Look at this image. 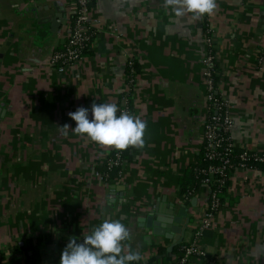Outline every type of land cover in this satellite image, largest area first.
I'll return each mask as SVG.
<instances>
[{
  "label": "crops",
  "instance_id": "0c3cea01",
  "mask_svg": "<svg viewBox=\"0 0 264 264\" xmlns=\"http://www.w3.org/2000/svg\"><path fill=\"white\" fill-rule=\"evenodd\" d=\"M216 3L194 19L164 0H95L90 47L60 74L49 60L68 38L75 0H0V264L23 263L14 247L37 237L50 242L39 246L40 264H59L67 243L104 219L128 228L124 251L141 257L132 264H167L176 260L171 241L154 238L144 220L180 204L190 217L182 243L195 240L207 256L185 264H264V169L231 172L220 210L196 239L209 190L187 195L180 185L201 154L206 39L231 142L264 152V0ZM40 11L62 18L54 33L44 24L38 35ZM93 103H126L147 123L144 147H129L108 180L96 175L114 149L59 130L75 127L68 113L78 107L91 118Z\"/></svg>",
  "mask_w": 264,
  "mask_h": 264
},
{
  "label": "built area",
  "instance_id": "2783aa9c",
  "mask_svg": "<svg viewBox=\"0 0 264 264\" xmlns=\"http://www.w3.org/2000/svg\"><path fill=\"white\" fill-rule=\"evenodd\" d=\"M94 2L95 0H75L76 10L71 19L68 38L63 47L55 51L49 60L50 66L60 74L80 60L90 47L93 32L89 13ZM213 47L212 41L206 39L207 52L202 61L206 117L202 126L201 148V162L205 166H199L196 168V172L197 177H200V186L207 187L209 193L204 219L194 232V239L201 236L202 231L209 226L210 219L220 210L222 191L229 181L231 172L235 168L258 169V166L264 165V152L239 150V153L235 154L236 148L229 137L233 126L229 105L217 92ZM128 66L131 69L133 62H129ZM119 110L127 111L130 114L126 103H123ZM121 152L113 150L112 155L106 160V171L96 175L99 179H110L111 173L114 171L118 175L120 174L123 163ZM191 194L193 192H187V195ZM192 257L207 260L206 252L196 245L195 240L181 243L178 246L176 260L167 264H185ZM208 263L213 264L212 261H208Z\"/></svg>",
  "mask_w": 264,
  "mask_h": 264
},
{
  "label": "clouds",
  "instance_id": "9594fccd",
  "mask_svg": "<svg viewBox=\"0 0 264 264\" xmlns=\"http://www.w3.org/2000/svg\"><path fill=\"white\" fill-rule=\"evenodd\" d=\"M163 6L173 9L177 15L191 14L197 19L213 14L217 3L216 0H164ZM90 112L91 118L85 107L69 112L75 127L59 126L61 134L66 136L71 129L76 135L119 151L144 147L146 121L120 111L115 103H93ZM130 238L128 228L119 220L104 219L82 241L71 239L61 252L59 264H132L141 257L131 248L125 253L124 242Z\"/></svg>",
  "mask_w": 264,
  "mask_h": 264
},
{
  "label": "water",
  "instance_id": "95a60500",
  "mask_svg": "<svg viewBox=\"0 0 264 264\" xmlns=\"http://www.w3.org/2000/svg\"><path fill=\"white\" fill-rule=\"evenodd\" d=\"M37 12H39V10ZM35 18H38L36 24L39 25V30L41 32L38 33V35L40 36L44 35V24H50L49 32L54 33L55 28L58 26V22L62 19L57 16L51 17L46 14V11L35 15ZM1 118L2 116L0 115V119ZM189 222L190 217L188 216V209L180 204L176 212L174 207L163 211H158L157 209L153 210L151 214L149 213L146 216V219L144 220V228L158 240H170V250H172L174 247L179 246L182 243Z\"/></svg>",
  "mask_w": 264,
  "mask_h": 264
},
{
  "label": "trees",
  "instance_id": "16d2710c",
  "mask_svg": "<svg viewBox=\"0 0 264 264\" xmlns=\"http://www.w3.org/2000/svg\"><path fill=\"white\" fill-rule=\"evenodd\" d=\"M130 69V68H129ZM130 72H132V78L137 73V69L133 63V66L130 69ZM216 84L218 82L217 77L215 78ZM128 149L123 150L122 153V160H126ZM239 153V150L236 149L235 154ZM199 166H205L204 163L201 162V154L200 157L195 165L189 166L184 176L180 180V185L182 188V194H185L187 192H195L198 187L200 186V177H197L196 168ZM106 168V167H105ZM258 169H264V165L258 166ZM105 170V169H104ZM101 173H104L101 172ZM229 182V181H228ZM228 182L226 184L225 189L222 191V195L225 193L226 188L228 187ZM50 242L48 240H43L41 237H37L35 239L27 240L25 245L23 247H19L16 245L14 247L15 250L22 251L24 253V262L20 263L17 262L16 264H40L41 262V256L39 252V246L43 244H49ZM178 246L174 247V253L177 254Z\"/></svg>",
  "mask_w": 264,
  "mask_h": 264
}]
</instances>
